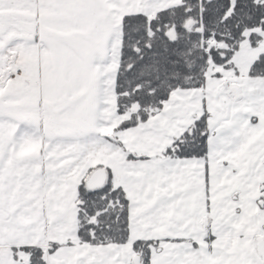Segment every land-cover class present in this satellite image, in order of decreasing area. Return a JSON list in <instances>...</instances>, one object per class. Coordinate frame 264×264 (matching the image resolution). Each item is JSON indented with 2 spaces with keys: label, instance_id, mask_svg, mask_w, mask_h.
<instances>
[{
  "label": "snow or ice",
  "instance_id": "snow-or-ice-1",
  "mask_svg": "<svg viewBox=\"0 0 264 264\" xmlns=\"http://www.w3.org/2000/svg\"><path fill=\"white\" fill-rule=\"evenodd\" d=\"M0 264H264V0H0Z\"/></svg>",
  "mask_w": 264,
  "mask_h": 264
}]
</instances>
